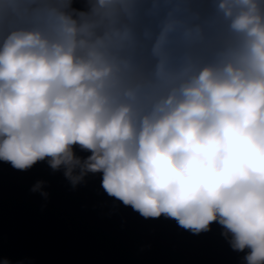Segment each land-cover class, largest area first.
<instances>
[{"label": "clouds", "instance_id": "1", "mask_svg": "<svg viewBox=\"0 0 264 264\" xmlns=\"http://www.w3.org/2000/svg\"><path fill=\"white\" fill-rule=\"evenodd\" d=\"M0 161L264 264V0H0Z\"/></svg>", "mask_w": 264, "mask_h": 264}]
</instances>
